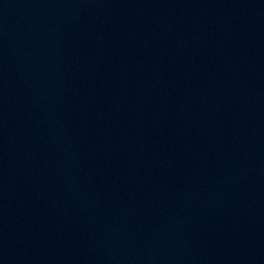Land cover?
Wrapping results in <instances>:
<instances>
[{
    "label": "water",
    "instance_id": "water-1",
    "mask_svg": "<svg viewBox=\"0 0 264 264\" xmlns=\"http://www.w3.org/2000/svg\"><path fill=\"white\" fill-rule=\"evenodd\" d=\"M0 264H264V0H0Z\"/></svg>",
    "mask_w": 264,
    "mask_h": 264
}]
</instances>
